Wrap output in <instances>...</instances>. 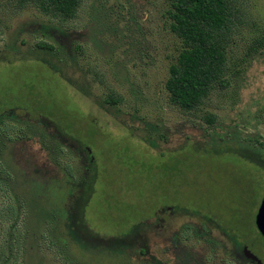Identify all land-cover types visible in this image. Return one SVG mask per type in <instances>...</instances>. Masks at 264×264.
<instances>
[{
	"label": "rangeland",
	"instance_id": "rangeland-1",
	"mask_svg": "<svg viewBox=\"0 0 264 264\" xmlns=\"http://www.w3.org/2000/svg\"><path fill=\"white\" fill-rule=\"evenodd\" d=\"M240 1L230 86L185 110L168 0H0V264H229L218 224L264 260V0Z\"/></svg>",
	"mask_w": 264,
	"mask_h": 264
},
{
	"label": "trees",
	"instance_id": "trees-1",
	"mask_svg": "<svg viewBox=\"0 0 264 264\" xmlns=\"http://www.w3.org/2000/svg\"><path fill=\"white\" fill-rule=\"evenodd\" d=\"M11 3L18 9L33 6L45 15L67 20L77 17L83 0H11ZM168 3L169 28L179 38L181 47L170 66L166 88L174 104L185 110L198 109L214 90L230 86L229 54L245 9L240 0H168ZM256 43L250 53L257 51L263 41ZM205 119L213 123L216 115L207 113Z\"/></svg>",
	"mask_w": 264,
	"mask_h": 264
},
{
	"label": "flooded vegetation",
	"instance_id": "flooded-vegetation-1",
	"mask_svg": "<svg viewBox=\"0 0 264 264\" xmlns=\"http://www.w3.org/2000/svg\"><path fill=\"white\" fill-rule=\"evenodd\" d=\"M165 210L166 208H164L162 212ZM209 220L214 221L213 219ZM217 226V230L219 233L221 232V236L219 238L220 242L215 239L206 240L212 247L221 248L222 246V252H220L218 249H215L213 252L214 257L219 256L222 253L220 257L224 259L226 258L225 261H227L229 264H264V260L239 238L238 234L235 233L234 228L229 229L227 227H221L219 224ZM253 255H255L257 258L253 257ZM186 257L187 260L190 261L189 256L186 255ZM211 262L214 263L215 261L211 260Z\"/></svg>",
	"mask_w": 264,
	"mask_h": 264
},
{
	"label": "water",
	"instance_id": "water-1",
	"mask_svg": "<svg viewBox=\"0 0 264 264\" xmlns=\"http://www.w3.org/2000/svg\"><path fill=\"white\" fill-rule=\"evenodd\" d=\"M256 224L261 234L264 235V198L262 199L261 205L256 216ZM253 257L257 258L255 255H253Z\"/></svg>",
	"mask_w": 264,
	"mask_h": 264
}]
</instances>
